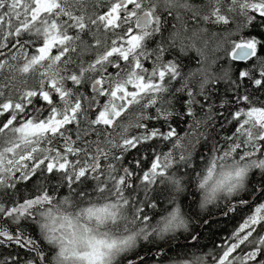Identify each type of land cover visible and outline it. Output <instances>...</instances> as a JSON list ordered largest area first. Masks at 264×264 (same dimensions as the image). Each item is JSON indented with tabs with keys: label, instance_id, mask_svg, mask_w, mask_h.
Listing matches in <instances>:
<instances>
[{
	"label": "snow or ice",
	"instance_id": "obj_1",
	"mask_svg": "<svg viewBox=\"0 0 264 264\" xmlns=\"http://www.w3.org/2000/svg\"><path fill=\"white\" fill-rule=\"evenodd\" d=\"M261 96L264 0H0V264H264Z\"/></svg>",
	"mask_w": 264,
	"mask_h": 264
},
{
	"label": "trees",
	"instance_id": "obj_2",
	"mask_svg": "<svg viewBox=\"0 0 264 264\" xmlns=\"http://www.w3.org/2000/svg\"><path fill=\"white\" fill-rule=\"evenodd\" d=\"M195 54L190 53L188 57H182V69L185 71H188L190 68H192L195 65ZM260 99H264V96H261ZM174 126H177V130L180 133H184V131L187 130L188 124H186L184 121H177ZM167 150V149H165ZM201 151L207 152V148H201ZM136 153H131L127 160H131L132 156H134ZM161 188H163V185H160ZM190 191H195V189H191ZM61 192L64 195H67L68 192L66 189H61ZM199 193L197 192L195 196L189 195L185 199V204H190L191 207L187 210L193 215L196 216L197 213H199V216H197V219L200 222V228L199 231L202 233L200 242H199V249H196L195 247L191 248V252L196 254H201L204 252L212 251L214 245L221 244L233 231V228L238 222L237 218H231V217H225L220 214V209L209 207L207 210H201L198 208L197 203L194 201L198 200ZM204 220H208L209 223L207 226L204 225ZM180 242L184 243L183 238H180ZM191 243V242H189ZM7 247V245H5ZM9 251H12V249H8Z\"/></svg>",
	"mask_w": 264,
	"mask_h": 264
},
{
	"label": "rangeland",
	"instance_id": "obj_3",
	"mask_svg": "<svg viewBox=\"0 0 264 264\" xmlns=\"http://www.w3.org/2000/svg\"><path fill=\"white\" fill-rule=\"evenodd\" d=\"M199 43H201V42H198V44ZM214 46V42H211L210 41V43H209V48L208 49H206V54L207 55H209V56H211L212 55V53H211V48ZM194 53V52H193ZM195 55H196V53H194ZM216 55L217 56H222L223 54L222 53H220V52H218V53H216ZM148 65L150 66L151 65V61H148ZM195 67H196V65H194L192 68H190V69H195ZM189 69V70H190ZM188 70V71H189ZM181 135H183V133L181 134Z\"/></svg>",
	"mask_w": 264,
	"mask_h": 264
},
{
	"label": "bare ground",
	"instance_id": "obj_4",
	"mask_svg": "<svg viewBox=\"0 0 264 264\" xmlns=\"http://www.w3.org/2000/svg\"><path fill=\"white\" fill-rule=\"evenodd\" d=\"M152 46H154V45H152ZM195 65H196V62H195ZM184 72H187V71H185V70H183ZM182 134V133H181Z\"/></svg>",
	"mask_w": 264,
	"mask_h": 264
},
{
	"label": "clouds",
	"instance_id": "obj_5",
	"mask_svg": "<svg viewBox=\"0 0 264 264\" xmlns=\"http://www.w3.org/2000/svg\"><path fill=\"white\" fill-rule=\"evenodd\" d=\"M217 178H219V177H217Z\"/></svg>",
	"mask_w": 264,
	"mask_h": 264
}]
</instances>
